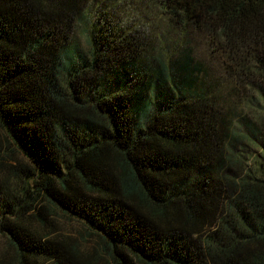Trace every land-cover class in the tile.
I'll return each mask as SVG.
<instances>
[{
	"label": "trees",
	"instance_id": "trees-1",
	"mask_svg": "<svg viewBox=\"0 0 264 264\" xmlns=\"http://www.w3.org/2000/svg\"><path fill=\"white\" fill-rule=\"evenodd\" d=\"M90 5L0 0V264H264V0H168L251 53L243 115L157 82L144 38Z\"/></svg>",
	"mask_w": 264,
	"mask_h": 264
},
{
	"label": "rangeland",
	"instance_id": "rangeland-1",
	"mask_svg": "<svg viewBox=\"0 0 264 264\" xmlns=\"http://www.w3.org/2000/svg\"><path fill=\"white\" fill-rule=\"evenodd\" d=\"M98 9H106L118 22L144 38L146 50L142 61L151 67L157 82L165 83V77L170 84L189 93L196 90L222 95L235 108L234 112L243 115V103L252 99L253 93L248 88L240 90L231 60H252L251 53L240 57L236 48L222 47L216 32L197 27L183 9L169 7L168 0H91L90 17L95 19ZM78 36L84 42L81 29ZM188 58L199 69L194 75L182 67ZM189 78L194 80L190 82ZM244 94L248 98L243 100ZM50 214L60 223L63 235L82 236L84 248L96 243L95 237L76 219L66 217L56 208H51ZM7 246L6 239L0 236V254Z\"/></svg>",
	"mask_w": 264,
	"mask_h": 264
}]
</instances>
